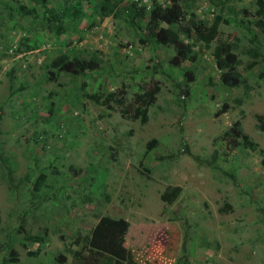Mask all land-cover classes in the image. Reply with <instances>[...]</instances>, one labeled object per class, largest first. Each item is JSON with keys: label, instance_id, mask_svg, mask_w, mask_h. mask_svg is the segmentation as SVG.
Masks as SVG:
<instances>
[{"label": "rangeland", "instance_id": "rangeland-1", "mask_svg": "<svg viewBox=\"0 0 264 264\" xmlns=\"http://www.w3.org/2000/svg\"><path fill=\"white\" fill-rule=\"evenodd\" d=\"M119 1L103 16L102 0H48L57 11L81 9L56 34L41 5L0 0V262L77 264L75 254L86 255L93 227L108 216L129 223L125 264H264V13L257 0L182 6L185 21L163 25L193 58L179 66L171 62L174 46L146 39L155 3L170 0ZM128 7L145 18L132 21ZM217 16L210 44L193 30L183 34ZM221 43L235 48L237 87L220 81L214 50ZM63 54L102 63L80 76L55 72L50 64ZM122 84L130 112L137 93L159 86L146 124L87 98ZM237 120L258 150L223 136ZM151 140L157 146L147 150ZM10 251L16 263L7 262Z\"/></svg>", "mask_w": 264, "mask_h": 264}, {"label": "trees", "instance_id": "trees-1", "mask_svg": "<svg viewBox=\"0 0 264 264\" xmlns=\"http://www.w3.org/2000/svg\"><path fill=\"white\" fill-rule=\"evenodd\" d=\"M37 3L44 8V23L47 30L56 34L63 33V20L68 16L78 18L81 15V9L79 3L77 6L63 7L60 11L55 8L46 7L48 0H30ZM196 0H170V5L162 7V5L155 3L153 9L148 15V21L146 25V39H149L153 44L162 46H174L176 48V55L172 58L171 62L174 66L185 60H193L189 56L186 50V45L181 42L179 33L166 26H173L185 21V12H183L182 6H186L187 3H194ZM119 0H102L101 12L103 16H108L114 10L119 7ZM259 12L264 13V0L256 1ZM127 11L128 16L132 21L135 19L143 20L145 18L144 13L136 11L135 9L128 7L124 9ZM220 18L217 16L210 26L202 21H197L191 28H183V34L186 37H190L192 30L198 34L206 44H210L217 38L218 27ZM234 47L221 43L214 50V58L216 65L220 70V81L226 87H237L241 83V75L236 70V55L234 53ZM101 59H98L95 55L89 59H81L79 57H68L67 55H59L52 60L50 66L55 72L68 73L74 76H80L87 73L96 72L100 69ZM192 80L193 75L191 72L184 73ZM81 90L86 88V83H81ZM160 88L157 84H152L150 89L144 90L141 93H137L134 96L136 107L129 111L126 103V86L122 84L116 91L107 95L88 94L92 102L99 105L112 108V105L119 107L120 114L125 118H131L139 120L141 125H144L148 121V108L155 102ZM187 94V92L185 91ZM227 106L224 105L216 113V116H220L225 113ZM262 131L264 125L258 127ZM232 133V136L241 139L242 145L250 151L258 150L259 146L256 142L252 141L250 137L242 131L240 121H235L231 129L223 132V136H228ZM157 146L156 140H151L146 144L147 150L153 149ZM259 153L262 155L263 150L259 149ZM234 156L232 152L231 157ZM0 156V160H1ZM261 163L264 164V156L261 157ZM5 164V163H4ZM5 168V181L8 187L12 186L11 169L7 163ZM147 174L145 170H143ZM40 181L35 182V190L40 186ZM12 188V187H11ZM13 192L14 189L12 188ZM223 208L226 211H230L231 207L227 203L223 204ZM222 210V209H220ZM129 229V223L123 219H114L108 216L101 217L93 227L90 236L87 238V253L81 256L80 253H76L75 257L78 261L77 264H125L127 261V248L125 247V237ZM37 240V239H36ZM38 242V241H37ZM11 258L7 262L16 263L17 254L14 251H10ZM0 264H6L3 260Z\"/></svg>", "mask_w": 264, "mask_h": 264}]
</instances>
